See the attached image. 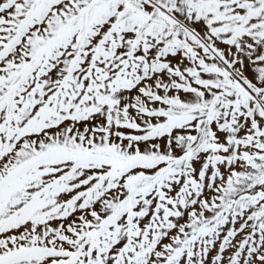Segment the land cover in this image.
<instances>
[{
	"label": "snow or ice",
	"instance_id": "6c2138e0",
	"mask_svg": "<svg viewBox=\"0 0 264 264\" xmlns=\"http://www.w3.org/2000/svg\"><path fill=\"white\" fill-rule=\"evenodd\" d=\"M0 264H264V0H0Z\"/></svg>",
	"mask_w": 264,
	"mask_h": 264
}]
</instances>
